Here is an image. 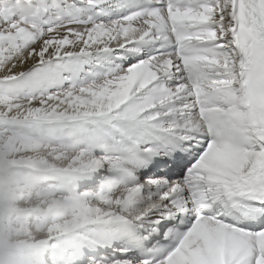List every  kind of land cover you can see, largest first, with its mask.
I'll return each instance as SVG.
<instances>
[{"label": "snow or ice", "instance_id": "1", "mask_svg": "<svg viewBox=\"0 0 264 264\" xmlns=\"http://www.w3.org/2000/svg\"><path fill=\"white\" fill-rule=\"evenodd\" d=\"M0 264H264V0H0Z\"/></svg>", "mask_w": 264, "mask_h": 264}]
</instances>
